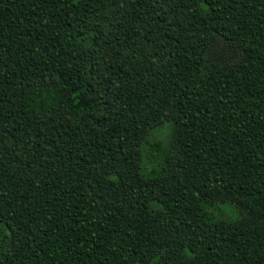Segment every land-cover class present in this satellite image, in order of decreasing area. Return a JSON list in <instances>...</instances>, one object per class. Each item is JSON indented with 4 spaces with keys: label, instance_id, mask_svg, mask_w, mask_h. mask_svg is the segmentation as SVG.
Returning a JSON list of instances; mask_svg holds the SVG:
<instances>
[{
    "label": "trees",
    "instance_id": "trees-1",
    "mask_svg": "<svg viewBox=\"0 0 264 264\" xmlns=\"http://www.w3.org/2000/svg\"><path fill=\"white\" fill-rule=\"evenodd\" d=\"M0 264H264V0H0Z\"/></svg>",
    "mask_w": 264,
    "mask_h": 264
}]
</instances>
